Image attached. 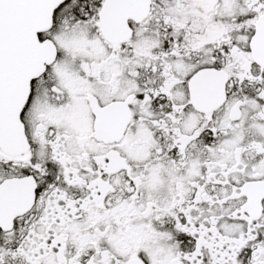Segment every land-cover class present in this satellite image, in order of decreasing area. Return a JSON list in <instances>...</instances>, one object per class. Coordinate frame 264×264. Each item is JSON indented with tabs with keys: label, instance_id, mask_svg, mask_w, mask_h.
<instances>
[{
	"label": "snow or ice",
	"instance_id": "obj_1",
	"mask_svg": "<svg viewBox=\"0 0 264 264\" xmlns=\"http://www.w3.org/2000/svg\"><path fill=\"white\" fill-rule=\"evenodd\" d=\"M0 264H264V0H0Z\"/></svg>",
	"mask_w": 264,
	"mask_h": 264
}]
</instances>
